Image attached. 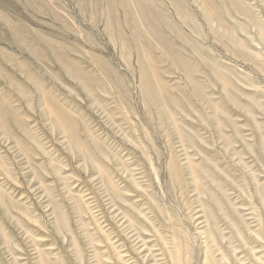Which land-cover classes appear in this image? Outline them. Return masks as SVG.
Instances as JSON below:
<instances>
[{"label": "rangeland", "instance_id": "obj_1", "mask_svg": "<svg viewBox=\"0 0 264 264\" xmlns=\"http://www.w3.org/2000/svg\"><path fill=\"white\" fill-rule=\"evenodd\" d=\"M0 264H264V0H0Z\"/></svg>", "mask_w": 264, "mask_h": 264}]
</instances>
